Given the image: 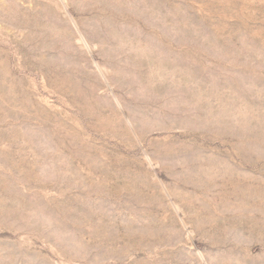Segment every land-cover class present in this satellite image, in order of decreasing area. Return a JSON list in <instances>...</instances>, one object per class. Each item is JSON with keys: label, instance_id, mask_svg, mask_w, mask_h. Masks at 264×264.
<instances>
[{"label": "rangeland", "instance_id": "rangeland-1", "mask_svg": "<svg viewBox=\"0 0 264 264\" xmlns=\"http://www.w3.org/2000/svg\"><path fill=\"white\" fill-rule=\"evenodd\" d=\"M0 264H264V0H0Z\"/></svg>", "mask_w": 264, "mask_h": 264}]
</instances>
